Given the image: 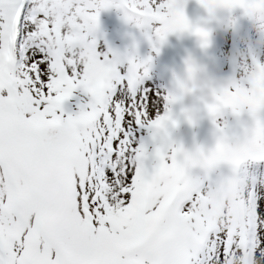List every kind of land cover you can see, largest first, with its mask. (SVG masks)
<instances>
[{
	"label": "snow or ice",
	"instance_id": "obj_1",
	"mask_svg": "<svg viewBox=\"0 0 264 264\" xmlns=\"http://www.w3.org/2000/svg\"><path fill=\"white\" fill-rule=\"evenodd\" d=\"M174 3L0 0V264H264V64L224 98L254 125L193 155L151 118L147 61L98 43L111 6L163 42Z\"/></svg>",
	"mask_w": 264,
	"mask_h": 264
},
{
	"label": "rangeland",
	"instance_id": "obj_2",
	"mask_svg": "<svg viewBox=\"0 0 264 264\" xmlns=\"http://www.w3.org/2000/svg\"><path fill=\"white\" fill-rule=\"evenodd\" d=\"M185 11L190 18L202 14V9L199 8L196 0H187ZM235 11L237 12L234 13L237 18L235 26L217 29L213 34L211 47L202 51L195 38L188 35L169 34L161 42L153 29L138 27L135 23L125 19L122 9L111 6L102 9L99 13L98 43L105 50L111 48L121 56L132 57L136 61H147L148 73L143 78V83L158 96V106L151 117L155 119L156 115L164 114L167 109L173 110L175 105L169 103L171 69L182 67L184 57L188 53L202 59L208 64L209 69L222 80H240L246 76L252 63L248 64L246 60L239 59L234 63L232 57L238 52L247 53V39L256 32L241 10L236 9ZM263 79L264 76L257 80V87L262 98H264V85L260 87L258 83H264ZM233 98L238 103H248L249 99L246 94L239 96L234 94ZM188 102L186 101V103ZM178 108L179 114L182 106L178 105ZM259 115L264 118V112ZM224 119L234 131L240 130L236 118L230 112L225 113ZM211 128L209 119L206 116H201L195 125L182 122L180 128L173 135L177 142L182 143L186 149L190 150L195 145H212ZM139 134L145 137L149 135L147 129H142ZM221 167L227 169L226 165Z\"/></svg>",
	"mask_w": 264,
	"mask_h": 264
},
{
	"label": "clouds",
	"instance_id": "obj_3",
	"mask_svg": "<svg viewBox=\"0 0 264 264\" xmlns=\"http://www.w3.org/2000/svg\"><path fill=\"white\" fill-rule=\"evenodd\" d=\"M187 0H175L174 9L183 14L186 26L169 31V34L177 36H192L202 51L211 47L212 37L217 29L232 28L236 24L234 11L240 9L242 14L250 21L257 34L256 45L249 46L247 56L251 58L252 67L247 71L251 75L255 64L259 62L256 49L264 45V0H196L197 5L202 9V14L195 18H190L185 11ZM136 24L134 20H129ZM167 35V36H168ZM235 63L237 59L244 60L245 53L238 52L233 57ZM242 77L240 80H243ZM237 80H222L218 78L210 69L207 63L192 53H188L183 60L182 67L171 69L169 84L171 92L169 103L171 105H181V111L177 114L171 111V119L167 122L168 140L182 147L185 153H216L228 150L235 135L227 120L225 113L230 112L237 120L242 131L247 132L255 123V117L247 103H236L235 108L226 106L224 98L229 95L230 87ZM235 93H231L234 95ZM186 101H189L186 103ZM201 116H206L211 122L212 139L211 146L195 145L192 149H186L182 143L174 139L176 132L182 122L195 125ZM242 117H246L243 118Z\"/></svg>",
	"mask_w": 264,
	"mask_h": 264
},
{
	"label": "bare ground",
	"instance_id": "obj_4",
	"mask_svg": "<svg viewBox=\"0 0 264 264\" xmlns=\"http://www.w3.org/2000/svg\"><path fill=\"white\" fill-rule=\"evenodd\" d=\"M235 13H237V12H235ZM256 41H257V36H256V34H254L252 37L247 39L246 47H248V48H249V46L254 47L256 45ZM256 51H257V57L256 58L259 60V62L264 63V45H261L259 48L256 49ZM245 60L247 61L248 64H251V58H249L247 56V53H245V59L243 61H245Z\"/></svg>",
	"mask_w": 264,
	"mask_h": 264
}]
</instances>
